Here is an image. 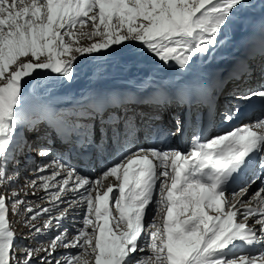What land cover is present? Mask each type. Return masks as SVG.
Masks as SVG:
<instances>
[{
  "label": "snow or ice",
  "instance_id": "1",
  "mask_svg": "<svg viewBox=\"0 0 264 264\" xmlns=\"http://www.w3.org/2000/svg\"><path fill=\"white\" fill-rule=\"evenodd\" d=\"M255 7L0 0V264H264V62L252 64L264 61V15L259 49L250 47L235 70L197 68L232 17ZM258 7L264 12V0ZM131 44L179 79L145 77L135 95L65 91ZM257 73V87L227 90ZM245 108L254 122L205 135ZM185 137L187 152L168 146ZM81 160L104 166L92 178ZM14 224L27 229L22 242Z\"/></svg>",
  "mask_w": 264,
  "mask_h": 264
},
{
  "label": "bare ground",
  "instance_id": "2",
  "mask_svg": "<svg viewBox=\"0 0 264 264\" xmlns=\"http://www.w3.org/2000/svg\"><path fill=\"white\" fill-rule=\"evenodd\" d=\"M257 11H260V8L258 7V0H257V7L252 8L251 10H246L242 14V16H245V17H243V19L237 18L238 16L232 17L231 22L228 24V26L226 28L223 29L224 35L221 38V46L215 51V53H213V56L210 57V55H211L210 54L207 58H204L201 61H199V65L197 67L199 68L202 65L203 62L208 61L209 57H210V59H209V64H210L211 60L218 53H222V56H221L220 60H224V61L232 59V58H234L236 60L242 54L245 55L247 53L248 49L250 48L249 46L251 44L253 45L254 41H256L255 37L253 38V40H249L250 36H252V35H247V30L246 29L252 27L253 29L255 28V30H256L258 28V24H257L256 20H252L251 18H249L248 15L258 14ZM235 17L237 19L234 22L233 19ZM233 29H237V31L235 32L234 35H232V33L234 32ZM244 30H246V31H244ZM237 36H239V39L235 41L234 39ZM137 51H138V48H137L136 45H133V46L131 45V46H128V47L120 48L119 51L115 55H113L111 58L108 59L107 63H104L99 68V74H98L99 79L104 77V76H106L109 73V74H112V75H110L107 78L108 80L111 79V80H115V81H118V82H122V81H120V78H118V76H120V71H119V69H116V67H115V65L113 63H117L116 60H118V59L122 60V58L126 55L127 52H136L137 53ZM136 53L132 54L133 60H134V58H136V57L138 58V56H139ZM129 55H131V54H129ZM139 58H138V60H139ZM136 61H137V59H136ZM81 65L82 66H87V62L82 59L81 60ZM111 66H113V68H110ZM128 66H129L128 72H130V71L132 72L133 71L135 73V74H133V78H135V80L132 79L133 81L130 80L127 83H125V85H127L129 82H131L128 87L123 88L122 85H121L120 87H115L113 89H110V92H114V93H118V94H124V95H135V93H134L135 88L139 87L140 82L145 79L146 75L149 78L152 75H155L156 77H157V75L163 76V74H161L160 72L157 73L156 70L151 69L152 68L151 67V63H149V64L145 63V65H140L139 67H137L135 65V63H133V61L130 60ZM202 69L204 71H207L204 68H201L200 70L203 71ZM161 71H162V69H161ZM81 72L78 75V78L83 79V77L85 75L81 77V75H82ZM204 73H207V72H204ZM258 76H259V74L257 73L256 76L253 79H256ZM88 77H90V76H88ZM88 77L86 76V78H88ZM176 78L179 79V76H177ZM77 80H80V79H76V82H77ZM235 83L243 84L242 82L231 81V82H229V84L227 86V90H229L230 87H231L230 90L238 89V87H236V85H234ZM257 84H259V83H257ZM75 85H78V84H75ZM247 85H252L253 86L254 84H250V82H249ZM68 90H72V87H70L69 89H66L65 91L68 92ZM143 103L147 104V103H150V101L149 100H145V101H143ZM144 111H150V109L145 108ZM215 132H216V130L213 129L208 136H210L213 133H214V135L218 134V133H224V131L223 132H217V133H215ZM176 145L177 144L174 143V146H176ZM174 146H172V147L175 148ZM54 150L55 151H59L60 149L56 147ZM179 150H181L183 152H186L187 150H189L188 145H186V147H183L182 145H180ZM73 163L77 164L76 161H73ZM97 164H98V162L97 163L95 162L94 165H97ZM94 165L91 167V170L94 169ZM101 165L102 164L99 163V166H101ZM89 166H91V163H89ZM103 166L104 165H102V167ZM96 168H97V171L95 172V174L99 173L100 170H101V167H96ZM79 169L82 170V172L84 174H86V175L90 174L91 175V173H90L91 170H84V169H81L80 167H79ZM235 186L236 185H232V187H235ZM238 250H244V249H238ZM259 250H260V248L257 247L255 249V251H253V252H258Z\"/></svg>",
  "mask_w": 264,
  "mask_h": 264
},
{
  "label": "rangeland",
  "instance_id": "3",
  "mask_svg": "<svg viewBox=\"0 0 264 264\" xmlns=\"http://www.w3.org/2000/svg\"><path fill=\"white\" fill-rule=\"evenodd\" d=\"M243 17H245V16H238L237 18H240V19H243ZM236 17L233 19V21L235 22L236 21V19H237ZM237 28V27H236ZM234 30V32L232 33V35H234L235 34V32L237 31V29H233ZM254 30H255V28H254ZM253 38H254V36L252 37V36H250V39L249 40H253ZM132 46L133 45H135V44H131ZM131 45H129V46H131ZM120 48H124L123 46H121ZM133 53H136V52H127L126 53V55L122 58V60L121 59H118V60H116L117 61V63H113L114 65H115V67H116V69H119V71H120V76H118V78H120V81H122V82H118V81H115V80H111V79H107L110 75H112V74H107L106 76H104V77H102V78H100L99 79V77H98V75H96L95 77L94 76H91V77H88L89 76V74L87 73V72H85V71H82L81 72V77L82 76H84L83 77V79H81V78H78L77 77V79H80V80H77V82L75 81V83L74 84H72L71 85V87H72V90H68V92H70V93H73V94H75V95H79L80 93H82V92H84V91H86V90H88V89H90V87H93V86H96V85H101V84H104L106 87V89L105 90H109L110 91V89H113V88H115V87H111V83H113V84H115V85H117V84H120V85H122V87L123 88H125V87H128L129 85H130V83L131 82H129L127 85H125V83H127L128 81H130V80H135V78H133V74H135L133 71L131 72H128V70H129V61L130 60H132L133 61V63H135V65L137 66V67H139L140 65H145V63H147V64H149V63H151V69H154V70H156L157 71V73L158 72H160L161 71V69H162V71L163 70H165V69H163L162 67H160L159 65H157L156 63H154V62H150V61H147L146 62V60H144L142 57H140V56H138V58H139V60H138V58L136 57V58H134V60H133V58H132V54ZM129 54H131V55H129ZM128 55V56H127ZM136 59H137V61H136ZM121 60V61H120ZM140 63V64H139ZM154 66V67H153ZM110 68H113V66H111ZM198 68V67H197ZM199 69V68H198ZM86 76L88 77V78H86ZM94 77V78H93ZM146 77H147V75H146ZM87 79V80H86ZM132 80V81H133ZM90 83V84H89ZM75 84H78V85H75ZM117 86H119V85H117ZM101 88H102V86H101ZM102 90V89H101ZM67 92V91H66ZM33 156H35V153H33L32 154ZM55 155H58V154H54V156ZM41 161H40V159L37 157L36 159H32V158H29L28 160H27V163H26V166L29 168V171H27V172H24V171H21V174H20V180H19V184L20 185H24L25 184V182H26V179H30V178H32L33 177V175H34V173L31 171V168H32V166L34 165V164H37V163H40ZM97 163V162H96ZM101 167V169L103 168L102 167V165L101 166H99V163L97 164V165H94V169H92L91 171L92 172H96L97 171V168L96 167ZM91 171H90V173H91ZM101 171V170H100ZM81 172H82V170H81ZM82 174H84L83 172H82ZM96 174H99V173H96ZM95 178V177H94ZM17 191H19L20 189L19 188H17L16 189ZM254 190V189H253ZM25 191H28V189H25ZM23 192H21V195L23 196ZM40 195H44V192L41 190V192L39 193ZM32 199H34V198H32ZM37 203H39V204H41L42 206H47L48 205V201H37ZM13 219H15V218H13ZM22 219V218H21ZM41 223H42V221H41ZM66 224H69V226H70V222L69 221H66L65 222ZM16 225H18L19 226V229H26V228H24L21 224H14V228H17L18 226H16ZM19 238V237H18Z\"/></svg>",
  "mask_w": 264,
  "mask_h": 264
}]
</instances>
